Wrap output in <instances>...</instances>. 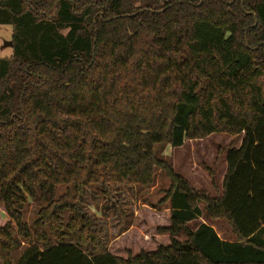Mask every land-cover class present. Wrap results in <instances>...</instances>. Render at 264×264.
<instances>
[{
  "label": "trees",
  "instance_id": "obj_1",
  "mask_svg": "<svg viewBox=\"0 0 264 264\" xmlns=\"http://www.w3.org/2000/svg\"><path fill=\"white\" fill-rule=\"evenodd\" d=\"M0 26L12 29L0 58V264L22 244L17 264H264V0H0ZM214 133L242 139L211 198L154 146ZM157 172L170 181L156 229L169 243L108 252L83 192L148 189ZM200 219L225 221L234 241Z\"/></svg>",
  "mask_w": 264,
  "mask_h": 264
},
{
  "label": "rangeland",
  "instance_id": "obj_2",
  "mask_svg": "<svg viewBox=\"0 0 264 264\" xmlns=\"http://www.w3.org/2000/svg\"><path fill=\"white\" fill-rule=\"evenodd\" d=\"M168 0H134L137 7L160 6ZM12 29L0 26V58L12 55L11 47L4 43L11 42ZM242 135L230 136L214 133L195 141H188L179 147L155 145L157 157L168 162L174 172L184 178L190 186L213 198L221 193L224 176L228 171L227 154L231 148H238ZM168 177L157 172L152 187L119 186L110 189L107 195L100 190L90 188L82 194L84 213L95 222L101 232L102 241L107 251L118 256L128 252L137 254L140 251H153L159 244H168L166 236L157 235L156 229L167 225L169 205L162 202L164 192L169 188ZM66 187L57 189L56 195L65 192ZM202 215H206L203 204H199ZM38 205L27 202L23 210V219L32 231L37 220ZM203 218V217H202ZM6 217L0 209V226ZM210 225L222 240L234 241L230 228L223 220L206 221L200 219L195 224ZM27 246L22 244L14 254L15 264Z\"/></svg>",
  "mask_w": 264,
  "mask_h": 264
},
{
  "label": "water",
  "instance_id": "obj_3",
  "mask_svg": "<svg viewBox=\"0 0 264 264\" xmlns=\"http://www.w3.org/2000/svg\"><path fill=\"white\" fill-rule=\"evenodd\" d=\"M3 46H4V47H12V43H11V42H9V43H4Z\"/></svg>",
  "mask_w": 264,
  "mask_h": 264
}]
</instances>
